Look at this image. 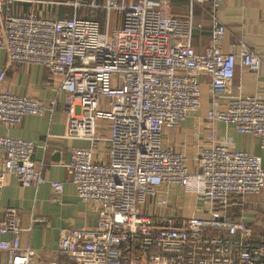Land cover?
I'll use <instances>...</instances> for the list:
<instances>
[{
    "label": "built area",
    "instance_id": "1",
    "mask_svg": "<svg viewBox=\"0 0 264 264\" xmlns=\"http://www.w3.org/2000/svg\"><path fill=\"white\" fill-rule=\"evenodd\" d=\"M18 2L34 8L15 14ZM188 2V14L179 16L172 0H0V48L8 59L0 82L12 64L39 66L60 79L64 137L90 143L74 148L65 167L78 197L97 209L95 227L61 232L62 261L39 263L22 247L18 210L6 208L0 236L11 239L0 241V251L7 264H264V241L233 216L245 196L264 189L263 160L231 149L214 128L231 126L257 138L264 150V95L232 93L237 66L259 71L262 59L246 47L223 52V0ZM206 3L211 44L197 53L193 38L201 25L193 11ZM84 9L105 12L107 20L102 25L99 17L82 18ZM203 75L210 79L211 108L197 118L191 168L184 152L165 145V132L200 112ZM54 107L0 87V122L7 126L51 114ZM101 122L108 123V137L99 135ZM102 142L107 161L96 158ZM35 149L31 141L0 136V191L9 175L23 187L46 182ZM65 185L51 182L52 200ZM176 186L201 204L190 216L173 203Z\"/></svg>",
    "mask_w": 264,
    "mask_h": 264
},
{
    "label": "crops",
    "instance_id": "2",
    "mask_svg": "<svg viewBox=\"0 0 264 264\" xmlns=\"http://www.w3.org/2000/svg\"><path fill=\"white\" fill-rule=\"evenodd\" d=\"M185 9H189V2L185 0ZM210 3L197 5L194 8L196 28L193 38V47L197 53H205L211 44V18ZM34 5L28 2H18L15 5V14H26ZM188 12L185 10V15ZM218 16L226 27V37L223 43V52L238 53L243 47L256 52L262 59L259 71H252L240 65L235 71L232 83V93L235 96L264 95V0H223ZM7 53L0 48V72L7 67ZM202 93L210 90V79L201 76ZM2 89L10 90L20 96H26L50 106L55 103L53 113L42 116H26L22 123L16 126H7L0 122V136L24 139L36 145L34 160L39 165L42 176L46 180L38 186L23 187L17 179L9 175L6 185L0 191V220H3V211L8 207L18 210L19 225L24 232L21 236L23 248L29 249L36 255L37 262L62 261L59 252V239L65 229L93 228L97 223V209L94 205L83 202L77 195L71 183L72 174L66 169L71 161L72 150L80 147H90L85 140L65 138L67 129V113L64 108L66 94L60 89V79L54 77L47 69L34 65L12 64L6 71ZM210 95V94H209ZM202 101V100H201ZM203 103L197 115L188 118L178 128L167 129L165 132V145L175 151L190 154V167L194 168L197 150L196 124L197 118L204 116ZM207 105V104H206ZM207 111L211 108L208 103ZM105 126L101 122L99 135L103 134ZM215 131L220 138L230 142L233 150L248 151L259 156L264 164V150L260 141L250 135H241L231 126L215 125ZM212 126L206 127L203 135L209 132ZM107 131V130H106ZM169 135V136H168ZM184 139L181 144L178 140ZM183 142L188 143L183 144ZM107 144L99 143L96 158H106ZM51 182H65L64 191L57 201L52 200L54 191ZM177 205L178 196L183 191L174 187ZM190 196V195H189ZM245 207L233 208L234 218L242 217L254 231L264 230V189L259 195L244 197ZM178 207V205H177ZM241 213H236L237 210ZM38 219L44 221L34 222ZM31 228L30 231H26ZM11 236H0L1 240H10ZM7 255L0 251V264H7Z\"/></svg>",
    "mask_w": 264,
    "mask_h": 264
},
{
    "label": "rangeland",
    "instance_id": "3",
    "mask_svg": "<svg viewBox=\"0 0 264 264\" xmlns=\"http://www.w3.org/2000/svg\"><path fill=\"white\" fill-rule=\"evenodd\" d=\"M68 1H71V0H68ZM195 8V7H194ZM183 8L182 7H179V6H174V11H181ZM60 10H66V11H71L70 8H60ZM186 12H188V8L186 9ZM185 15V13H184ZM99 20L100 22L102 23V25L105 23V21L107 20V13L105 12H102V11H99ZM202 103L204 104L203 105V112H205L204 114L207 113V106H208V103H210V95L207 94V92H204L202 93ZM207 104V105H206ZM104 126L106 127L108 123L106 122H103ZM107 130V129H106ZM106 130H103V134L108 131ZM109 136V134H108ZM169 136V135H168ZM182 141H184V139H181V140H178V142L176 144L182 146ZM183 144H187L188 147H190L189 145V142L186 143V142H183ZM188 157H190V154L184 152ZM191 158V157H190ZM189 158V159H190ZM190 162H191V159H190ZM243 206L241 205L240 208L243 210L244 207H245V202L243 200ZM177 205H178V208L181 210V213L184 214V215H187V216H190L195 207L197 205H201L199 202H197L196 198L193 197V196H189V195H186V194H182V196H178V201H177ZM176 205V206H177ZM242 210H237L236 213H241Z\"/></svg>",
    "mask_w": 264,
    "mask_h": 264
},
{
    "label": "trees",
    "instance_id": "4",
    "mask_svg": "<svg viewBox=\"0 0 264 264\" xmlns=\"http://www.w3.org/2000/svg\"><path fill=\"white\" fill-rule=\"evenodd\" d=\"M173 1V12L175 15H179L182 16L185 13V0H172ZM187 3V2H186ZM174 6H179L182 7L183 9L181 11H174ZM66 10H63V14L66 13ZM80 17L82 18H95V17H99V12L95 11V12H90L89 10H82L79 13ZM256 236L261 239L262 241H264V230H258V231H254Z\"/></svg>",
    "mask_w": 264,
    "mask_h": 264
}]
</instances>
